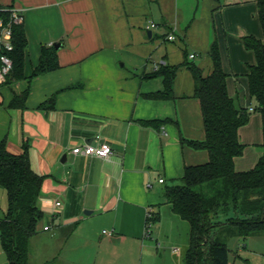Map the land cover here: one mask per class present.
Wrapping results in <instances>:
<instances>
[{
  "label": "crops",
  "instance_id": "1",
  "mask_svg": "<svg viewBox=\"0 0 264 264\" xmlns=\"http://www.w3.org/2000/svg\"><path fill=\"white\" fill-rule=\"evenodd\" d=\"M106 1L1 0L5 7L23 11L28 46L25 78L0 84V142L5 140L13 153L27 151L32 168L45 176L43 185H49V189L42 188L37 202L44 213L34 235L39 234L33 239L39 252H30L33 235L29 240L28 264H136L137 249L148 236V209L160 215V208H171L164 195L166 187L180 182L187 165L209 159L206 150H195L182 143V137L205 138L200 101L193 97L192 73L179 85L175 80V98L154 99L145 94L163 90L164 80L160 76L144 78V74L162 63L176 65L179 60L169 55L156 60L152 53L144 54L145 64L140 71L133 67L121 69L118 62L130 42L129 19L148 18L153 7H159L161 12L159 2L155 0V6L153 0H129L123 10H111ZM214 3L212 17L218 25L216 38L222 42L228 92L238 105L251 110L255 103L249 87L243 97L233 83L239 80L240 73L248 76L249 67H244V59L249 60V65L256 62L254 52L247 56L243 50L241 37H263L258 2ZM231 4L238 6L230 8ZM128 8L131 10L127 11ZM161 20L167 31L156 37L165 44L175 41L177 33L163 13ZM208 26L211 27L209 21ZM236 26L240 29L235 30ZM147 31L151 39L155 34ZM170 34L176 39L169 40ZM210 41L211 37L207 43ZM56 43H61L57 49L61 67L31 78L42 49ZM238 54L240 64L236 61ZM201 68L209 73L212 65L208 70ZM74 84L78 86L69 87ZM27 88L30 93L25 105L10 107L14 95ZM54 95L55 102L43 106ZM252 112L247 126L239 130L243 143L253 125L262 131L260 112ZM166 118L173 121L160 126L143 123ZM262 141L263 132L260 145ZM88 142H107L113 153L109 158H100L73 152L75 146ZM235 166L244 170L238 167L236 158ZM7 207V191L0 185V218ZM45 226L50 229L45 230ZM4 264H8V256Z\"/></svg>",
  "mask_w": 264,
  "mask_h": 264
},
{
  "label": "trees",
  "instance_id": "2",
  "mask_svg": "<svg viewBox=\"0 0 264 264\" xmlns=\"http://www.w3.org/2000/svg\"><path fill=\"white\" fill-rule=\"evenodd\" d=\"M263 37L252 34L243 37L244 45L255 54L256 62L249 65L250 97L254 100L253 111L262 116V154L255 167L238 170L235 158L241 155L246 144L240 140L239 130L250 120L252 110L238 105L230 96L218 42L210 48L212 69L209 73L186 60L172 65L160 64L144 78L162 77L164 89L145 94L154 99L175 98L174 85L178 72L186 67L194 78L193 97L200 101L204 123L203 140L182 137V143L195 150H206L207 162L187 165L180 182L165 189L167 203L173 212L190 224V244L186 250L184 264H231L227 240L231 237L264 235V0H257ZM0 21L13 32V69L6 82L13 83L25 78V52L28 39L23 24L11 23V12L0 0ZM61 67L55 46L44 47L38 66L31 78L55 71ZM74 84L69 87H77ZM30 88L15 94L10 107H23ZM54 95L43 106L53 104ZM144 120V124L160 126L172 122ZM45 176L31 166L27 151L16 154L8 149L7 142H0V185L8 195V210L0 218V235L8 264H28L29 240L37 232L38 222L44 217L37 202ZM235 216L216 223L213 217L221 206H231ZM227 214V213H225ZM160 220L159 213L152 218L151 228ZM147 219V224H148ZM150 228V232H151ZM150 232L147 231L148 235Z\"/></svg>",
  "mask_w": 264,
  "mask_h": 264
},
{
  "label": "rangeland",
  "instance_id": "3",
  "mask_svg": "<svg viewBox=\"0 0 264 264\" xmlns=\"http://www.w3.org/2000/svg\"><path fill=\"white\" fill-rule=\"evenodd\" d=\"M156 1L160 4L161 12L158 9L159 7H153L151 15L148 18L140 16L131 17L129 19L131 24V38L128 47L123 48L122 55L119 56L118 59L121 69L130 70L133 67L140 71V68L145 64L143 60L144 54L149 56V54L152 53L156 60H160L159 58L161 56L169 55L171 58L179 60L177 64L188 60L190 63H195L208 70L212 65L210 48L214 39L218 41L223 62L222 42L220 43L218 37L216 38L217 34L215 31L218 25L216 24L215 26L212 17L214 13L212 4H215L214 1L216 2L217 0ZM156 1L155 6L157 5ZM106 2L110 4L111 10L112 8L118 9L119 7L123 10V5L128 4L129 0H107ZM221 2L224 3V0H221ZM228 6L234 8L238 5L231 4ZM130 10L131 8H128L127 11ZM123 13L124 12H122V14ZM162 13L177 33V39L173 42H167L166 44L156 37V34L163 35L167 31L161 20ZM151 21L158 23L159 26L157 28H150L149 24ZM208 21L211 27L208 26ZM239 29L238 26L235 27V30ZM147 30H151L155 34L151 39L147 37ZM127 36L129 37V35ZM209 37H211L210 44L207 43ZM241 39L243 40V37H241ZM243 47V50L247 52V56L253 55V51L247 49L245 45H243ZM191 52L196 53L197 56L191 58L189 56ZM226 60L228 62L230 61L229 58ZM236 61L238 64L241 63L239 54L236 57ZM123 64L125 65L123 66ZM151 65L152 64L149 65V70ZM243 65L245 68L249 67V60L247 58L243 60ZM187 70L186 67L181 68L176 78V85L182 83L186 76H191V73H189L190 71ZM234 87L236 91L244 97V92L249 87L247 74L240 73L239 80L233 83V88ZM252 102L255 103L253 100ZM247 124L241 127L245 128ZM244 137L248 144L244 152L237 156L236 159L238 161V167L248 170L255 167L262 154V147L260 145L262 140L261 127L259 128L253 125ZM42 188L49 189V185H43ZM41 195L42 193L40 192L38 199L41 198ZM159 212L160 220L153 224L150 235L146 237V242L139 245L134 261L136 264H184L185 253L190 244V224L188 221L176 215L170 207H162L159 209ZM217 212L218 213L213 216L216 223L235 216L232 205L221 206ZM94 224H97V222H94ZM104 227L106 228V226ZM38 234L39 232L31 238L30 252L32 255H34L35 252H39L33 245V239L35 236H38ZM226 242L230 248V260L232 264H264V235L246 238L231 237ZM5 260L7 262V255L4 253L0 243V264H4Z\"/></svg>",
  "mask_w": 264,
  "mask_h": 264
},
{
  "label": "built area",
  "instance_id": "4",
  "mask_svg": "<svg viewBox=\"0 0 264 264\" xmlns=\"http://www.w3.org/2000/svg\"><path fill=\"white\" fill-rule=\"evenodd\" d=\"M11 12V23L14 24H23L24 23V13L21 9L16 7H6ZM150 28H156L157 24L154 21L150 22ZM13 32L12 28L10 26L5 27L3 24V21H0V84H3L6 82L7 77L11 73L13 69V59L10 57V55L7 53L9 51H12L14 48L13 42ZM169 40H175L176 36L174 34L168 35ZM191 58L195 57V54L190 55ZM158 68V66H157ZM156 68V69H157ZM253 110V108L251 109ZM74 153H80L87 156H97L100 158H109L112 153L113 149L111 145L107 142H103L99 145H95L93 143H85L83 145H78L73 148ZM161 182L164 181V179H160ZM59 204V202H58ZM154 215V210L152 208L148 209L147 211V231L150 232L152 218ZM45 230H49L50 226H45ZM104 232L111 234L112 232H108L107 230H104ZM1 240V235H0ZM232 264V263H231Z\"/></svg>",
  "mask_w": 264,
  "mask_h": 264
},
{
  "label": "water",
  "instance_id": "5",
  "mask_svg": "<svg viewBox=\"0 0 264 264\" xmlns=\"http://www.w3.org/2000/svg\"><path fill=\"white\" fill-rule=\"evenodd\" d=\"M149 36H151V32H149ZM55 47H56L57 49H59V48L61 47V43H56V44H55Z\"/></svg>",
  "mask_w": 264,
  "mask_h": 264
}]
</instances>
